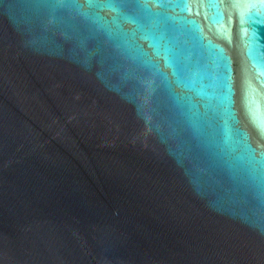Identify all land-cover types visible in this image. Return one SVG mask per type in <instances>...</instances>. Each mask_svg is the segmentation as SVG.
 Listing matches in <instances>:
<instances>
[{
	"label": "water",
	"instance_id": "1",
	"mask_svg": "<svg viewBox=\"0 0 264 264\" xmlns=\"http://www.w3.org/2000/svg\"><path fill=\"white\" fill-rule=\"evenodd\" d=\"M0 264H264V0H0Z\"/></svg>",
	"mask_w": 264,
	"mask_h": 264
}]
</instances>
